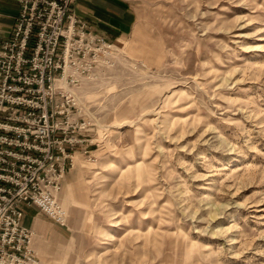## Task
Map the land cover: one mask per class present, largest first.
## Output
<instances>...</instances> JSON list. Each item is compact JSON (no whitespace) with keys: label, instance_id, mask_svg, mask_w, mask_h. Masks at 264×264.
<instances>
[{"label":"rangeland","instance_id":"obj_1","mask_svg":"<svg viewBox=\"0 0 264 264\" xmlns=\"http://www.w3.org/2000/svg\"><path fill=\"white\" fill-rule=\"evenodd\" d=\"M131 1L77 90L65 222L26 226L40 264H264V0Z\"/></svg>","mask_w":264,"mask_h":264},{"label":"built area","instance_id":"obj_2","mask_svg":"<svg viewBox=\"0 0 264 264\" xmlns=\"http://www.w3.org/2000/svg\"><path fill=\"white\" fill-rule=\"evenodd\" d=\"M73 0H15L0 45V264H40L24 208L63 225L60 194L75 148L91 157L77 96L112 44L92 34Z\"/></svg>","mask_w":264,"mask_h":264},{"label":"crops","instance_id":"obj_3","mask_svg":"<svg viewBox=\"0 0 264 264\" xmlns=\"http://www.w3.org/2000/svg\"><path fill=\"white\" fill-rule=\"evenodd\" d=\"M18 10L15 0H0V45L10 36ZM71 10L92 34L108 42L128 40L138 22V12L131 0H73ZM24 210L30 213L24 211L23 224H35V216H31L34 209Z\"/></svg>","mask_w":264,"mask_h":264},{"label":"bare ground","instance_id":"obj_4","mask_svg":"<svg viewBox=\"0 0 264 264\" xmlns=\"http://www.w3.org/2000/svg\"><path fill=\"white\" fill-rule=\"evenodd\" d=\"M112 47V46H111Z\"/></svg>","mask_w":264,"mask_h":264}]
</instances>
